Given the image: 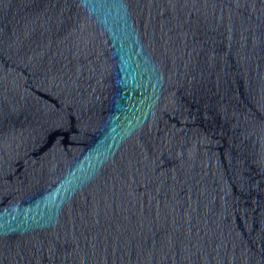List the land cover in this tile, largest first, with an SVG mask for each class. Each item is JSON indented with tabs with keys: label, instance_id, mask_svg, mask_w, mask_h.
<instances>
[{
	"label": "water",
	"instance_id": "obj_1",
	"mask_svg": "<svg viewBox=\"0 0 264 264\" xmlns=\"http://www.w3.org/2000/svg\"><path fill=\"white\" fill-rule=\"evenodd\" d=\"M0 264H264V0H0Z\"/></svg>",
	"mask_w": 264,
	"mask_h": 264
}]
</instances>
